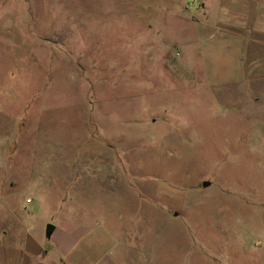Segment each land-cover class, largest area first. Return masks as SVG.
<instances>
[{"label": "rangeland", "instance_id": "1", "mask_svg": "<svg viewBox=\"0 0 264 264\" xmlns=\"http://www.w3.org/2000/svg\"><path fill=\"white\" fill-rule=\"evenodd\" d=\"M223 1L0 0V228H104L118 264H264V0H227L262 20L242 61Z\"/></svg>", "mask_w": 264, "mask_h": 264}, {"label": "crops", "instance_id": "2", "mask_svg": "<svg viewBox=\"0 0 264 264\" xmlns=\"http://www.w3.org/2000/svg\"><path fill=\"white\" fill-rule=\"evenodd\" d=\"M205 6V10L209 9L212 3L207 2ZM221 9V38L227 44L233 41L241 43V52L237 58L242 61L247 55L253 54L250 48L259 42L256 36L260 26L258 27L257 22L262 20H247L250 10L243 6L238 9L229 6L227 0L222 2ZM209 11L213 14L211 9L207 10L208 14ZM194 39L192 41L197 45ZM14 229L10 225L8 228H0V264H118L110 253L99 248L107 232L104 228L95 231L78 224L65 231L54 226L49 237L45 234V227L39 230L25 224L20 237L15 235Z\"/></svg>", "mask_w": 264, "mask_h": 264}, {"label": "water", "instance_id": "3", "mask_svg": "<svg viewBox=\"0 0 264 264\" xmlns=\"http://www.w3.org/2000/svg\"><path fill=\"white\" fill-rule=\"evenodd\" d=\"M210 185V182L209 181H202V186L203 187H206V186H209ZM54 229V225H51V224H47L46 225V228H45V234L46 236H50L51 232L53 231Z\"/></svg>", "mask_w": 264, "mask_h": 264}, {"label": "built area", "instance_id": "4", "mask_svg": "<svg viewBox=\"0 0 264 264\" xmlns=\"http://www.w3.org/2000/svg\"><path fill=\"white\" fill-rule=\"evenodd\" d=\"M25 203H26V204H30V203H32V198H30V197L26 198V199H25Z\"/></svg>", "mask_w": 264, "mask_h": 264}]
</instances>
